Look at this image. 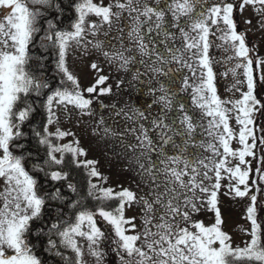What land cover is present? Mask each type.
<instances>
[{
	"label": "snow or ice",
	"instance_id": "1",
	"mask_svg": "<svg viewBox=\"0 0 264 264\" xmlns=\"http://www.w3.org/2000/svg\"><path fill=\"white\" fill-rule=\"evenodd\" d=\"M245 5H260L257 11L264 12V0H241L239 7ZM70 7L76 15L64 29L59 26L64 9L58 0H0L4 10L0 13V264H46L32 239L40 236L47 237L43 252L59 257L63 264H73L66 251L74 254V264H86L81 240L87 241V251L96 264L105 260V240L114 246L111 250L119 264H264V230L256 218L257 196H250L246 217L251 222L250 239L242 246L233 245L232 237L222 230L217 199L222 173L235 180L229 185L230 192L242 198L249 195L250 170L241 165L247 163L245 157L254 155L256 147L249 127L252 116L264 110V103L253 94L254 69L264 60L249 56L244 35L237 32L233 20L234 5L225 0L210 6L208 0H111L105 6L103 0H76ZM50 12L57 15L48 19ZM90 16L98 22L90 21ZM213 37L222 42L216 47L233 53L226 60H237L223 74L231 72L233 77L226 89L233 95L227 98L218 94L215 83L212 65L216 61L210 55ZM73 46L84 55L100 52L110 66L125 73L132 71V80L147 86L152 99L143 109L126 105L129 111L115 113H123L136 125L127 129L136 141L127 147L133 153L140 184L147 189L142 195L93 183L92 178L106 180L95 167L98 162L79 159L86 153L78 141L59 143L73 135L58 126L59 107L72 106L91 115L93 101L84 93H111L105 75L81 88L67 63ZM37 47L47 55L36 54ZM50 57L52 75L47 74ZM90 68L102 71L96 62H91ZM238 69H243L244 81L238 78ZM178 78L181 83L177 88ZM245 82L247 91H242L238 85ZM123 83L119 80L117 87ZM139 92L144 95V87ZM183 92L190 93L191 106L199 110V116L179 95ZM154 106L158 110L152 115ZM41 108L45 119L36 126L33 121ZM232 119L239 126L238 142L243 146L239 150L230 147L237 139ZM53 125H57L55 131H50ZM103 131L116 134L108 127ZM198 133L204 134L207 142ZM250 136L251 144L247 142ZM237 159L233 166L232 160ZM69 166L85 169L89 177L86 196L70 179L65 170ZM32 173H42L48 186ZM260 178L264 180V175ZM87 198L115 200L117 205L93 211L83 206ZM49 201L64 207H57L54 217L45 220ZM133 205L141 206L140 231H136V217L125 215V209ZM202 211L213 213L214 222L206 225L194 219ZM98 218L110 226V232L98 226Z\"/></svg>",
	"mask_w": 264,
	"mask_h": 264
},
{
	"label": "rangeland",
	"instance_id": "2",
	"mask_svg": "<svg viewBox=\"0 0 264 264\" xmlns=\"http://www.w3.org/2000/svg\"><path fill=\"white\" fill-rule=\"evenodd\" d=\"M100 2L101 0H95ZM230 3L234 4L237 8V17L239 18V23L242 28H245L246 31L249 32L250 36L253 38V45H251L254 53L258 55V60H264V12H258L261 6L256 5L255 7L252 5H245L242 9L239 7L241 0H228ZM111 2V0H103V4L106 6ZM115 10V9H114ZM4 10L0 9V13H3ZM93 21H97L98 19L94 18ZM247 21H251L248 23ZM91 39V37H89ZM104 39V37H103ZM115 42V41H113ZM69 53L71 57L69 68L72 69L76 74L80 72V74H84L88 69V66L84 61L91 60L94 56L91 54L84 55L82 49H77L75 46L69 49ZM92 53V51H91ZM91 57V58H90ZM235 59V60H234ZM230 67H234L235 63L237 62L236 58L229 60ZM233 64V65H232ZM71 71V70H70ZM238 78L244 81L245 77L243 76V71L240 72L238 70ZM259 77V92L260 90L264 93V80L261 79L264 76V64H261L258 69ZM227 81L230 83L226 84V87H231L233 83V77L231 72L228 74ZM244 84V83H243ZM219 85V84H218ZM242 85V84H241ZM239 85V88L241 87ZM219 92L223 94L222 87H219ZM231 92H229L230 94ZM221 95V94H220ZM190 97V95H189ZM192 113L199 116V110L196 108H192ZM91 115L81 114V112L72 107L68 106L67 109L64 107H60L58 111V118L59 124L58 126L62 130L70 131L73 135L65 137L63 140L59 141V143H70L73 141L79 142V147H81L86 155L80 157L81 160H94L98 163L95 167L101 173L104 179L92 178L93 183H97L105 188H112L114 191L119 192L122 188H128L133 192H136L138 195H142L146 193L147 189L144 187L143 184H140V177L138 172L134 170L136 165L134 163V159L132 155L129 154L125 155L122 154L121 150L118 149L123 144L121 142L128 141L129 138L132 140V143H136L134 135L128 132L126 138L125 134L122 135L119 131H116V128L108 126V123L104 122L103 124L100 123L101 119L96 117L95 113L91 111ZM256 115V114H255ZM254 115V117H255ZM57 125L50 126V131H55ZM233 127L234 132L236 129L235 124L231 125ZM108 127L112 129L115 135H105L103 129ZM198 137L200 139H205L207 142L206 137L204 134L198 133ZM120 144V145H117ZM230 147L233 149H240L242 145L239 144L237 140H232L230 143ZM222 151V149H221ZM128 153H132L129 149ZM204 156H208V152L202 153ZM59 155V154H57ZM231 159V158H230ZM238 160H232V165L235 166ZM222 180H221V188L225 192L229 191V185L233 184L232 181L229 180L227 173H222ZM208 183V182H206ZM139 185V186H138ZM219 189V190H220ZM234 199V198H233ZM232 200L231 197H228V201ZM222 201V200H221ZM236 203H227L222 201L219 204V209L223 208L222 217L229 220L230 229L235 234H242L246 235L250 232L251 227L245 223V218H243L244 211L247 210V207L251 204L250 199L244 200H236ZM126 217H136L135 224H136V231H140L143 227L141 221V206L140 205H133L125 209ZM214 216L213 213H209L208 218ZM194 219L200 220L205 222L206 219L203 217V213L200 212L195 215ZM98 226L106 231L110 232V226L107 225L105 221L101 218H98ZM128 234H134L129 232ZM84 245V260L86 264H96V259L91 256L87 251V241L81 240L80 241ZM103 250L106 253L105 260L103 264H111L113 261L119 264L118 257L116 256L115 252L111 249L114 247L110 241L105 240L102 243Z\"/></svg>",
	"mask_w": 264,
	"mask_h": 264
},
{
	"label": "trees",
	"instance_id": "3",
	"mask_svg": "<svg viewBox=\"0 0 264 264\" xmlns=\"http://www.w3.org/2000/svg\"><path fill=\"white\" fill-rule=\"evenodd\" d=\"M58 2L61 4V7L64 9L62 20L59 22V26L61 28L67 29L69 27L71 21L75 18V15H76L74 9L72 7H70V4L73 2H76V0H58ZM94 2L100 3L101 1L98 2V1L94 0ZM210 2L212 4V1H210ZM227 2L230 3L229 1H227ZM237 11L238 10L233 8L232 16H233L234 22L237 25V32L242 33L244 35L245 44L250 49L249 56L251 58H253L254 60H258V55H256L254 53V51L251 47V45H253V38L250 36L249 32L245 30V28L241 27V25L239 23V18L237 17ZM56 15L57 14L55 12H50L48 15V19H52ZM94 18L96 19L95 16H90L88 19L90 21H93L92 19H94ZM44 26L46 27L47 25L45 24ZM221 27H223V25H221ZM220 34L221 33H217V36H219ZM212 39L214 42H221L220 40L216 39V37H213ZM38 41H39V36H37V42ZM34 52L38 55H47V53H43L39 49V47L34 49ZM51 52H52V49L49 48V53H51ZM227 53H228V56L233 55V53L231 51H229ZM69 56H70V53H68V57H67L68 67H69L70 61H71V57H69ZM36 63H37V61H33V64H36ZM230 63L231 62L228 61V67L229 68H231ZM245 63H246V61H245ZM47 65H48L47 74L52 75L54 73V64L51 60V57L47 61ZM258 69L259 68L254 69V80H255L256 86L254 88L253 94L257 97V99H259L262 103H264V93H262L261 90L259 92V88H258L259 87ZM57 79H59V77H57ZM53 83L55 84L56 81H53ZM240 89L242 91H247L246 82L243 85H241ZM232 95H233V93H230V96H232ZM239 96H240V93L236 92L235 97L239 98ZM59 108L57 109V115H58ZM254 115H255V117H254ZM44 119H45V113H44L43 109L41 108L39 110L38 114L35 116L33 123L36 126H39ZM252 119H253V124L249 125V127L253 130V135L255 137L256 147L253 148V150H252L254 155L245 157V160L247 163L245 165H241L242 168H248L250 170L249 171V180H248L249 189H250L249 195L245 196L243 198L237 197V196H235L234 192L228 193V192H225L222 189H220L217 191V199H218V207H219V204H221L222 201H225L227 203L228 202L229 203H236L237 202L236 200L242 201L244 199H250L251 195H256L257 196L256 218H257L258 224L261 226V229L264 230V180H261V178H260L262 175H264V110L255 111L253 116H252ZM232 124H235L234 119L230 120V125H232ZM235 126H236L235 131L237 133V139H235V140L238 141L239 126L236 124H235ZM127 129H130V128H127ZM127 129L125 128V126H120L116 129V131H119L120 133H122V135L125 134L126 135L125 137L128 138L127 134L129 131H127ZM25 130L30 131V129H28V128H26ZM131 141L132 140L130 138L128 141H124V143L126 144V147L128 144H131ZM247 142L249 144L253 143V139L251 136L248 138ZM235 150H239V149L237 148ZM132 158H133V156H132ZM66 160L70 161L71 156L70 155L66 156ZM258 169L260 171H257ZM65 170L70 172V179L72 180L73 183H75L77 185V188L80 190L81 195L86 196L87 181H88L89 177L87 176L85 169L82 167L81 168H75V167L69 166ZM32 174L39 179V181L42 185H45V187L48 186L47 182L44 180L42 173H32ZM231 181L233 184H235V180H231ZM253 181H255V183H253ZM240 187L243 190L244 186L240 185ZM228 197H231L232 200L228 201ZM72 198L76 199L75 196H73ZM116 205H117V201H115V200H106V201L101 202L98 200H93L91 198H87L83 202L84 207L92 209L93 211H95L96 208L100 207V206H103L106 209H111V208L116 207ZM57 207L63 208L64 206L58 205L56 202L49 201L48 205L45 208V220H50L51 218L54 217L55 210ZM64 210H65V212L68 211L67 209H64ZM77 210H79V209H77ZM222 210H223V208H220L221 214L223 213ZM202 213H203V217L206 219V221L204 222L206 225H210L211 223L214 222V216L208 218V215L210 212L202 211ZM246 217H247V210L244 211L243 218H245V223L251 227V222ZM222 219L224 221V223L222 224V230L228 232L229 235L232 237L233 245H241L242 246L244 241L250 239V236L248 234H246V235L235 234L230 229L229 220L228 219L225 220L224 217H222ZM37 223H39V222H37ZM32 239H33V242L36 243V249L35 250H36L37 254L41 257L42 260H44L46 262V264H63V261L59 257H54V256H51V255L43 252V247L46 246V243H47V237L46 236H40L38 239H37V237H32ZM53 239H56V237H53ZM61 251H64V250L61 249ZM65 255L71 257L72 262L74 264V262H75L74 254L71 251H66Z\"/></svg>",
	"mask_w": 264,
	"mask_h": 264
},
{
	"label": "flooded vegetation",
	"instance_id": "4",
	"mask_svg": "<svg viewBox=\"0 0 264 264\" xmlns=\"http://www.w3.org/2000/svg\"><path fill=\"white\" fill-rule=\"evenodd\" d=\"M212 3H219L220 0H208L209 6ZM228 0H225L227 2ZM234 5V4H233ZM234 9L237 10L236 6L234 5ZM98 19V18H97ZM115 33V29H113V34ZM100 39H103V36L100 37ZM115 43V42H113ZM222 44V42H214V46L210 49V55L214 58L213 63V71L216 73L215 83L217 85V89L219 92V87H222V92H220L221 96L223 98H227L230 96L229 92L226 91L227 87L226 84L230 83V81H227V76H224L223 74L228 71V61L226 60V57H228V53L224 51L223 47H216L215 45ZM91 56H94L91 60H86L84 63L88 66V69L84 74H80V72H77V74L72 70L71 72L73 75H75L80 83V86L82 89H86L87 87L91 86L95 79L99 75H105L108 76L109 79L106 82L105 86L110 85L111 86V93L106 94L103 96H97L96 94H88L87 92L84 93L85 98H91L92 104H91V111H93L98 117V119L103 118L104 122L108 123V126L118 128L120 126H125V128H133L136 127L135 124H133L132 121H129L125 119L123 113L121 115H116V111L119 109H124L125 111H129V108L126 107V105L139 107L143 109L147 103L151 102L152 97L147 94V86L140 85L137 81L132 80V71L125 73L122 70H119L117 67H112L108 64L107 60L103 57V55L100 52H97L95 50H92V53L90 52ZM91 58V57H90ZM96 62L100 69L102 71L96 72L94 70H91L90 63ZM140 68V71L143 72L144 69L142 66H138ZM175 67V66H174ZM240 72L243 71V69H238ZM237 70V71H238ZM239 73V72H238ZM186 75H190V73H187L185 71ZM229 74V73H228ZM123 80L124 83L120 84L119 87H117V82L119 80ZM141 79H145V77H141ZM163 79V77H161ZM181 83V78L177 79L176 87L178 88ZM219 84V85H218ZM243 85V84H242ZM67 87H71V85H67ZM141 87H144V95H141L139 92V89ZM230 88V86H228ZM239 87V85H238ZM181 97H183L184 101L188 104L189 108L192 111L191 106V98L189 97V92H183L179 94ZM112 105H115V109L112 108ZM156 106H154V109L152 111V115L156 114ZM154 135V133H153ZM177 142L179 143V139L177 138ZM120 147L118 149L121 150L122 154L128 155L131 154L133 156V153H128L129 148L126 147V144L124 142H121ZM117 144V145H120ZM134 144V143H132ZM3 181L0 180V187H2ZM111 264H116L114 261ZM118 264V262H117Z\"/></svg>",
	"mask_w": 264,
	"mask_h": 264
}]
</instances>
